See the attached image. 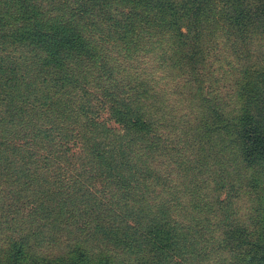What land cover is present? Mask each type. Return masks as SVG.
Wrapping results in <instances>:
<instances>
[{
  "label": "trees",
  "instance_id": "trees-1",
  "mask_svg": "<svg viewBox=\"0 0 264 264\" xmlns=\"http://www.w3.org/2000/svg\"><path fill=\"white\" fill-rule=\"evenodd\" d=\"M54 1L46 7L29 2L27 25L16 30L18 44L29 48V62L11 66L9 60L5 72L0 70V113L17 119L15 114L29 108V124L22 115L15 132L29 137V165L43 155L44 164L55 167L54 155L60 152L66 186L56 193L49 190L50 201L57 196L62 204L45 211L42 224L34 220L29 251H23L24 238L10 240L0 252V264H190L187 254H196L197 264H204L200 252L206 246H198L202 231L195 234L189 224L172 218L177 207L168 194L162 197L181 177L186 188H193L196 180L189 172L192 164L186 163L180 173L182 154L174 156V141L164 135L166 126L152 117L158 113L152 101L158 85L149 83L146 69L166 64L194 69L196 48L207 28L233 53L248 39L262 44L264 0H120L126 6L109 12L107 28L101 29L88 20L91 0L81 2L71 19L52 16L48 9L65 3ZM21 7L19 15L24 13ZM108 41L124 51H138L145 76L122 77L120 64L107 52L113 47ZM21 68L25 71L19 74ZM95 81L106 86L100 102L116 126L101 119L98 109L93 112L87 106L84 111L95 95L90 89ZM191 81L190 76L182 78L183 84ZM140 103H145L144 113L135 111ZM205 112L203 123L196 124L199 133L220 143L227 139L224 148L236 147L246 167L264 163V128L244 124L236 105L226 114L211 107ZM4 137L0 134V142ZM182 210L188 219L191 208L183 204ZM134 214L150 216L139 224V235L135 224L122 221ZM125 225L133 232L127 233ZM42 226L61 240L47 256H37L32 241ZM225 235L224 264H264V237L240 230Z\"/></svg>",
  "mask_w": 264,
  "mask_h": 264
},
{
  "label": "rangeland",
  "instance_id": "rangeland-1",
  "mask_svg": "<svg viewBox=\"0 0 264 264\" xmlns=\"http://www.w3.org/2000/svg\"><path fill=\"white\" fill-rule=\"evenodd\" d=\"M20 1L24 2L22 7L18 0H0V58L1 64L3 63V69L0 70L4 72L9 60L12 61L11 66L15 62H29V48L18 44L19 36L16 31L27 25L25 19L29 13V2H41L43 7L55 3L50 0ZM84 1L86 0H64L63 7L48 10L52 12V16L71 19L73 10H77V6ZM126 4L120 0H91L88 20L94 28H107L108 13L122 11ZM20 7L21 12H24L22 15L18 11ZM182 31L185 32V29L182 28ZM216 33L211 28L203 30L192 70L187 67L182 71L166 64L163 67L148 66L146 73L138 51H124L115 46L113 41H108L113 47L107 50L110 58L120 64L119 73L122 77L134 80L146 73L149 83L152 85L155 82L153 85H158L152 99L158 113L152 117L166 126L167 134L164 135L174 141V156L178 158V154H182L181 161L185 163L180 165V173H184L182 170L187 167L186 163L192 164L193 168L189 172L196 180L193 188H186L181 177L180 184L177 180L174 188H165L162 197H165V193L168 194L170 201L177 207L172 218L178 219L182 224H189L195 234L197 229L202 231L200 237L203 241L198 246H206L200 252L204 264H224L226 250L221 247L227 246L224 236L230 230L243 231L250 237H264V163L244 166L238 159L236 147L224 148L227 139L220 143L219 139L199 133L201 129L196 125L203 123L201 117L206 115V108L219 109L226 114L236 105L244 124L252 123L264 128V42L261 44L248 39L244 43L240 42L237 45L240 49L233 53L223 45ZM24 71L21 68L18 73L22 74ZM185 76L192 77V81L183 84L182 78ZM105 87L103 83L96 81L92 84L90 89L95 95L90 96L89 105H85L84 111L87 106L93 112L98 109L101 119L110 126H116L117 123L108 120V110L100 102V95ZM144 104L135 105V111L144 113ZM23 108L24 112L15 114L19 116L17 119L11 117L13 114L5 116L7 114L4 110L0 113V134L5 136L0 147H17L12 151L0 149V252L7 249L6 245L10 240L22 237L23 247L25 246V250L27 248L23 251L27 253L29 230H34V220L42 224L45 221V211L55 204H62L57 196L53 198L54 201H50L47 196L49 190L56 193L66 186L62 164L58 163L60 152L57 151L54 155L56 168L44 164L43 155L29 165V137L25 140L19 133H15L20 129L18 119L22 115L25 114L23 118L29 124V108ZM11 118L13 122H10ZM190 121L194 125L188 126ZM193 128L199 130L198 133ZM196 159L202 164H193ZM35 164L37 166L33 167ZM173 167L177 168L175 165ZM179 171L176 177L180 175ZM183 204L187 210L191 208L189 220L182 210ZM149 218L150 216L134 214L125 215L122 221L135 224L139 235V224L148 222ZM124 228L127 233L133 232L127 225ZM53 234L42 226L32 238L37 256H47L58 249L61 240L54 239ZM218 245L220 248H217ZM228 249L230 250L229 247ZM185 256L190 264H197L199 256Z\"/></svg>",
  "mask_w": 264,
  "mask_h": 264
}]
</instances>
